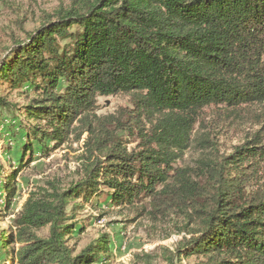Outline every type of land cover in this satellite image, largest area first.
Instances as JSON below:
<instances>
[{"label":"trees","instance_id":"1","mask_svg":"<svg viewBox=\"0 0 264 264\" xmlns=\"http://www.w3.org/2000/svg\"><path fill=\"white\" fill-rule=\"evenodd\" d=\"M0 83L26 90L23 114L38 124L19 119L28 152L38 139L60 146L80 124L95 134L99 97L129 94L132 103L121 118H104L102 141L85 142V180L26 200L3 232L0 264H104L107 235L76 256L69 244L79 199L89 203L101 188L116 205L144 197L155 211L195 218L201 237L187 256L202 254L198 264H264L263 137L217 160L203 157L197 171L173 166L192 139L204 140L196 126L205 108L264 102V0H72L14 47ZM0 106L10 103L0 97ZM119 132L134 134L138 148L128 151ZM14 179L2 185L9 209Z\"/></svg>","mask_w":264,"mask_h":264},{"label":"rangeland","instance_id":"2","mask_svg":"<svg viewBox=\"0 0 264 264\" xmlns=\"http://www.w3.org/2000/svg\"><path fill=\"white\" fill-rule=\"evenodd\" d=\"M71 6L72 0H0V65L9 58L16 45L29 40L47 15ZM24 91L13 89L9 83H0V97L10 103L8 110L0 106V260L4 259L3 232L12 231L13 219L26 200L32 194L49 189L51 184L69 190L85 180V165L89 162L85 142L88 139L102 141L101 129L107 123L104 118H121V110L132 107L129 94L99 97L98 109L91 118L92 128L97 130L95 134L87 131V124H80L60 146L54 147L55 142L38 139L31 143L33 152H28V149L24 150L29 141L24 126L38 124L23 114L28 97ZM11 115L19 118L14 119ZM199 118L196 129L204 140L192 139L182 158L173 163L174 167H190L197 171L201 166L199 160L205 156L217 160L231 154L236 146L254 140L258 134L264 140V102L244 104L235 109L225 105L210 106ZM19 119L24 126L19 124ZM13 122L16 124L12 125ZM109 128L114 129L113 126ZM118 135L128 151L138 148L140 142L134 134L119 132ZM44 143L46 149L42 151ZM94 159L103 161L104 156L96 153ZM260 166V182L263 184L264 162ZM14 173L16 192L9 209L2 185ZM259 186L255 182L248 189L256 192ZM101 189V195L89 203L79 199L82 207L76 209L75 219L69 221L76 225L69 236L75 256L107 235L111 255L108 260L101 258L104 264H198L205 260L202 254L187 256L189 242L201 237L197 234L195 218L190 219L180 211H155L150 200L144 197L131 205H116L111 202L107 189ZM73 205L70 204L69 212ZM46 233L47 229L40 231V235Z\"/></svg>","mask_w":264,"mask_h":264}]
</instances>
